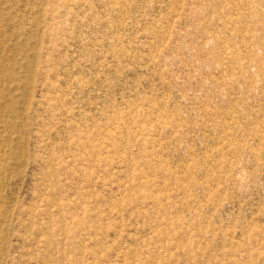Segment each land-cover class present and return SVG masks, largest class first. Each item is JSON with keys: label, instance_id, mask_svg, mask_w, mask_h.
I'll return each mask as SVG.
<instances>
[{"label": "rangeland", "instance_id": "obj_1", "mask_svg": "<svg viewBox=\"0 0 264 264\" xmlns=\"http://www.w3.org/2000/svg\"><path fill=\"white\" fill-rule=\"evenodd\" d=\"M0 264H264V0H0Z\"/></svg>", "mask_w": 264, "mask_h": 264}]
</instances>
